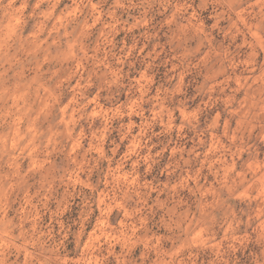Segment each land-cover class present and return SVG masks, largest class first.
Instances as JSON below:
<instances>
[{
    "label": "rangeland",
    "instance_id": "rangeland-1",
    "mask_svg": "<svg viewBox=\"0 0 264 264\" xmlns=\"http://www.w3.org/2000/svg\"><path fill=\"white\" fill-rule=\"evenodd\" d=\"M0 264H264V0H0Z\"/></svg>",
    "mask_w": 264,
    "mask_h": 264
}]
</instances>
